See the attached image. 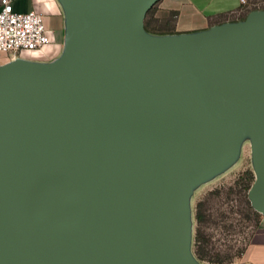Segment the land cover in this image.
Instances as JSON below:
<instances>
[{
    "label": "water",
    "instance_id": "water-1",
    "mask_svg": "<svg viewBox=\"0 0 264 264\" xmlns=\"http://www.w3.org/2000/svg\"><path fill=\"white\" fill-rule=\"evenodd\" d=\"M61 2V61L0 69V264H193L184 184L245 118L264 216V11L150 40L159 0Z\"/></svg>",
    "mask_w": 264,
    "mask_h": 264
},
{
    "label": "rangeland",
    "instance_id": "rangeland-1",
    "mask_svg": "<svg viewBox=\"0 0 264 264\" xmlns=\"http://www.w3.org/2000/svg\"><path fill=\"white\" fill-rule=\"evenodd\" d=\"M162 1L159 0L145 18L149 22L148 31H144L145 36L150 40L183 36V33L176 31V12L161 9ZM247 3L241 12L212 27L244 21L253 9L264 11L263 0H247ZM64 53L65 44L59 43L57 47H47L39 52L21 53L16 60L35 66L54 65L61 61ZM3 57L6 58L4 54H0V58ZM251 137L252 119L245 118L239 123L228 151L203 170L191 175L184 184L181 195L183 245L187 258L193 264H209L199 261L194 254L197 226L195 208L199 201L205 202L207 219L201 225V231L210 241L208 250L230 258L231 263L226 264L237 263L257 227L261 215L255 216L250 202L249 205L246 204L249 201L247 187L252 186L255 180Z\"/></svg>",
    "mask_w": 264,
    "mask_h": 264
},
{
    "label": "crops",
    "instance_id": "crops-1",
    "mask_svg": "<svg viewBox=\"0 0 264 264\" xmlns=\"http://www.w3.org/2000/svg\"><path fill=\"white\" fill-rule=\"evenodd\" d=\"M1 1V0H0ZM18 13L36 12L42 15L45 31L56 45L66 38V14L61 0H12ZM161 9L176 12V31L193 35L211 29L226 16L242 11L240 0H163ZM0 58V69L10 64ZM234 264H264V216H260L244 252Z\"/></svg>",
    "mask_w": 264,
    "mask_h": 264
},
{
    "label": "built area",
    "instance_id": "built-area-1",
    "mask_svg": "<svg viewBox=\"0 0 264 264\" xmlns=\"http://www.w3.org/2000/svg\"><path fill=\"white\" fill-rule=\"evenodd\" d=\"M240 4L244 9L248 3L240 0ZM51 43L41 14L33 11L18 13L12 8V0L0 1V54L13 62L21 53L57 47Z\"/></svg>",
    "mask_w": 264,
    "mask_h": 264
},
{
    "label": "trees",
    "instance_id": "trees-1",
    "mask_svg": "<svg viewBox=\"0 0 264 264\" xmlns=\"http://www.w3.org/2000/svg\"><path fill=\"white\" fill-rule=\"evenodd\" d=\"M152 9H153V7L148 11L146 17L150 14V12L152 11ZM254 11H262V10H254L253 9L249 13L254 12ZM231 15H233V14L227 15L226 16V19H228ZM148 25H149V22L148 21H145L144 24H143L144 31H148ZM250 186L251 185H249L247 187V192L250 189ZM246 204L249 205V201H246ZM204 205H205V202L203 200H201V201H199L196 204V208H195V221H196V225L197 226H196L195 236H194V254H195L196 258L199 261L207 262L209 264H226V263H231V259L230 258H227L225 256H222L219 253H215V254L214 253H210V251L208 250V245H209V242L210 241H209L208 237H206L204 235V233L201 231V225L203 223H205L206 222V219H207L206 218V215H205V212H204ZM253 214L255 216H258V213L257 212H254L253 211Z\"/></svg>",
    "mask_w": 264,
    "mask_h": 264
},
{
    "label": "flooded vegetation",
    "instance_id": "flooded-vegetation-1",
    "mask_svg": "<svg viewBox=\"0 0 264 264\" xmlns=\"http://www.w3.org/2000/svg\"><path fill=\"white\" fill-rule=\"evenodd\" d=\"M51 44L55 45L53 42Z\"/></svg>",
    "mask_w": 264,
    "mask_h": 264
}]
</instances>
